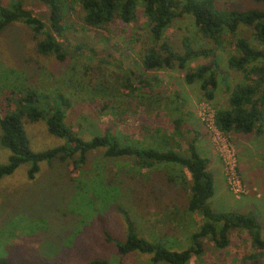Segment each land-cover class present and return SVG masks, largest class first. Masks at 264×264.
<instances>
[{"label": "trees", "instance_id": "16d2710c", "mask_svg": "<svg viewBox=\"0 0 264 264\" xmlns=\"http://www.w3.org/2000/svg\"><path fill=\"white\" fill-rule=\"evenodd\" d=\"M249 1L255 6L239 10L220 8L217 0H36L49 11L48 27L25 7L24 0H0V35L15 24H22L30 30L37 52L53 58L59 64L66 63L72 57L59 40L67 38L66 33L72 28L69 17L73 12L81 11L86 27L106 31L117 23L125 27L133 24L141 7L147 22V36L138 55L143 72L137 75V83L132 81L131 75L129 79L117 76L120 91L138 107H144L148 114L164 107L171 115H179L172 118V133H151L155 130L165 132L167 129L146 126L142 130L148 133H141L143 137H139L142 138L139 140L131 133L127 139L123 133L107 128L103 134L85 139L67 124L70 109L67 97L58 94L52 99L48 98V103L43 107H37L34 105L37 99L39 101L36 90L13 89L9 91L12 98L20 95L16 101L18 112L0 117V144L10 152L8 163L0 164V181L13 175L23 164L31 165L28 179L33 181L43 162L49 165L59 163L67 166L71 174L82 175L88 167L90 156L102 152L105 159L130 162L132 171L142 180L143 188L148 192L145 198L147 206L157 216L159 223L185 225L189 219L192 226H197L191 235V247L173 251L141 237L128 212L116 207L119 214L126 217L127 238L125 242H117L107 235V240L111 244L117 242L120 255L137 252L152 255L155 263L188 264L193 256L200 258L204 255L205 241H210L217 250H225L231 244L233 233H244L255 251L246 258L245 263L264 264V238L256 215L233 210L216 212L210 205L215 196L214 176L209 171L210 160L199 153V134L194 133L192 139H187L188 132L183 130L185 124L195 121L191 122L188 116L182 118L180 115L182 107L188 105L187 98H183L179 92L168 95L163 90H157L161 85L159 78L150 76L151 73L169 71L183 74L184 82L196 86L203 101L214 106L216 125L222 132L231 137L232 134L263 135L264 0ZM185 16L194 19L204 45L196 47L192 39L184 37L177 50L167 39L166 33L176 20ZM243 28L251 30V37L240 35ZM75 49L81 51L83 47L78 45ZM228 49V69L238 73L241 78L231 91L229 108L222 109L213 104L220 87L217 57L218 52ZM202 59L209 63L190 68L193 62ZM8 73L1 70L0 79ZM95 88L92 86L90 91L91 101H96L101 94ZM227 89L230 91L231 88ZM6 99H9L8 96ZM111 105L109 100L102 102L100 111L110 112ZM118 117L122 118L120 115ZM24 118L31 122L44 120L49 133L65 143L44 152L32 151ZM161 171L164 174L162 184H155L157 179L154 177L156 173L162 174L159 173ZM95 177L85 175L83 179H71L75 183V195L85 197L86 201V207H82L81 211L69 202L72 213L91 211V215L87 214V217H91L94 212L104 213L111 202L115 203L118 187L107 188L113 183L107 184L104 174L98 180ZM94 186H98L104 196L99 194L98 197L93 192ZM197 217L200 221L196 220ZM42 227L45 228V224ZM0 264L10 262L0 259ZM90 264L109 263L107 260L93 259Z\"/></svg>", "mask_w": 264, "mask_h": 264}, {"label": "rangeland", "instance_id": "374dc122", "mask_svg": "<svg viewBox=\"0 0 264 264\" xmlns=\"http://www.w3.org/2000/svg\"><path fill=\"white\" fill-rule=\"evenodd\" d=\"M24 3L28 10L50 26L49 11L45 6L36 0H24ZM217 5L223 9L239 10L255 6L249 0H217ZM69 22L72 28L66 33L67 40H59L72 56L64 64L38 53L30 30L22 24L11 26V29L0 35V71H9L6 77L0 79V117L18 112L16 101L20 95L12 98L9 91L18 88L32 89L36 90L35 94L39 98L34 104L37 107H43L48 103L47 99H52L55 95L67 97L70 103L67 124L85 139L112 128L116 133H123V137L127 139L131 133L134 138L141 140L133 133L134 126L140 128L154 125L169 129L172 133V118L179 115H171L167 110L164 115L142 112L141 109L145 108L138 107L132 99L125 97L117 82V76L129 79L131 75L132 81L137 83V75L143 72L138 55L147 36V22L142 8L138 10L136 21L128 27L117 23L106 31L91 29L84 25L79 9L70 15ZM198 33L194 19L185 16L174 22L166 37L179 50L184 37L192 39L196 47L204 45ZM251 34V30L241 29V36L251 37ZM78 45L83 47L81 51L75 49ZM228 58L229 49L218 52L221 89L218 93L222 95L223 89L230 87L233 90L237 85L234 82L240 83L241 78L238 73L228 69ZM169 73L171 72L158 73L164 83L170 79L167 85L163 83L160 86L165 92L175 82L180 87L179 81L167 78ZM90 82L94 83L92 86L96 87L95 90L101 92L96 101L90 99ZM189 87L192 89L191 94L186 97L188 105L184 114L180 115L182 118L188 116L192 122L195 119L193 100L200 93L199 90L194 92L196 86ZM7 96L9 99H6ZM106 100L111 101L112 105L110 112L103 113L100 110L102 102ZM202 102L204 101L198 103L197 109ZM135 107L137 114L133 115ZM23 122L32 151L44 152L65 143L49 133L44 120L31 122L24 118ZM191 125L183 126L185 132ZM193 125L199 128L198 124ZM190 129L187 131V139L194 136ZM237 135L245 139L246 145H250L249 148L245 147L244 143L231 137L238 159L239 174L248 193L236 199L227 189L220 197L217 195L216 182L215 196L210 205L216 212H253L259 219L264 238V137L255 134ZM199 153L203 158H208L205 149L199 150ZM9 158L10 152L0 144V164H7ZM40 166L41 170L33 181L28 179L30 164H23L13 175L0 181V259H5L10 264H90L93 259L107 260L109 264H168L155 263L152 255L137 252L120 255L116 243L125 242L128 230L125 215L119 214L116 207L128 212L135 223L136 232L148 241L173 251L191 247V235L197 226H192L189 219L185 221V225L159 223L145 201L148 192L143 188L142 180L135 175L127 160L105 159L102 152H96L90 156L88 167L82 175L71 174L67 166L59 163L49 165L48 162H43ZM102 174L107 184L113 183L107 188L118 187L115 191L118 194L115 203L111 202L104 213L94 212L91 217H87V214L91 215V211L84 214L72 213L69 202L77 206L79 211L86 207V201L85 197L75 195V183L71 179L95 175L98 180ZM156 175L155 184H162L164 174ZM94 191L98 197L102 194L98 186H94ZM196 220L200 221L198 217ZM43 224L45 228L42 227ZM107 235L117 242H108ZM254 252L244 233H233L227 249L217 250L207 240L204 255L200 258L193 256L188 264H246V258Z\"/></svg>", "mask_w": 264, "mask_h": 264}, {"label": "crops", "instance_id": "0c3cea01", "mask_svg": "<svg viewBox=\"0 0 264 264\" xmlns=\"http://www.w3.org/2000/svg\"><path fill=\"white\" fill-rule=\"evenodd\" d=\"M203 60V61H202ZM202 60H197L195 62H193L191 65H190V68H197L199 66H202V65H206L209 63L208 60H205V59H202ZM202 61V62H201ZM196 64V66L194 67L193 64ZM200 64V65H199ZM199 65V66H197ZM171 73L168 74V77L167 78H171V79H176L177 81L180 82V87L177 86V83H173L172 84V87L171 88H168L169 90L167 91L168 95H170L171 93H175V92H179L183 95V98L184 97H188L190 94H191V89L189 87V85H187L185 82H184V76L183 74L181 73H177L175 71H170ZM159 74H161V72H158ZM158 73H153L151 74L150 76H158ZM159 78V81L161 83L160 86L163 85V79L158 76ZM166 77H164V80H165ZM170 81V79H167V82L165 81V85H167V83ZM182 84V85H181ZM235 84H238L237 82H234V85ZM233 85V86H234ZM236 86V85H235ZM189 87V88H188ZM194 89V88H193ZM157 90H163L162 88H160L159 86L157 87ZM199 89L195 87L194 89V92L196 93ZM220 87L219 89L217 90L216 92V98L214 100V105L217 107V108H222V109H228L229 108V103H228V100H229V97H230V94H231V91L232 89H223V93L224 95L218 93L220 91ZM164 91V90H163ZM190 99V98H189ZM200 101H203L202 99V95L200 94V96H198L196 99L193 100V108H194V111H195V121L192 122V125L189 124V126L191 125V133H193V135L195 136L194 133H198L199 134V138H198V141H197V147L199 150L201 149H205L207 151V155H208V159L210 160V165H209V171L213 174L214 176V185H215V191H216V182H218V196L222 197L226 191H228L227 189V185H226V182H225V178H224V174H223V168H222V165H221V161H220V158L218 156V154L216 153V151L214 150L211 142H210V139H209V136H208V133H207V130L205 128V126L200 122V120L198 119V116H197V105ZM226 101V102H225ZM139 109V108H138ZM163 109V110H162ZM142 112H146L143 108L141 109ZM158 110L157 112H155L156 114H160V115H164V112L167 113L166 110H164V107L163 108H159V109H156ZM140 111V110H139ZM185 111V108L182 107V110H181V114H184L183 112ZM141 113V111H140ZM144 113H141L142 115ZM148 113V112H147ZM171 114V112H169ZM132 114L133 115H136V107L133 109L132 111ZM194 123L198 124L199 125V128H196L195 125H193ZM188 125V124H186ZM135 129H133V133L136 135L135 136H139V137H143V135L141 133H148V132H145L144 130H142V128L144 127H135ZM138 128V129H136ZM188 128V129H190ZM188 129L186 128V130L188 131ZM190 129V130H191ZM200 129V130H199ZM184 130V128H183ZM151 133H171L169 130H166L165 132L162 130V132H156L153 131ZM161 136H164V135H161ZM256 136V135H255ZM232 137L236 138V140L239 142H242L244 143L245 147H247L248 145H246V143L244 142L245 139H242L238 137L237 134H232ZM260 137V136H259ZM261 137H264V134L261 135ZM142 139V138H140ZM158 139V138H157ZM253 139V138H252ZM251 139V140H252ZM184 145V144H183ZM250 146V145H249ZM248 146V148H249ZM184 147V146H183ZM185 148V147H184ZM247 148V149H248ZM214 198V197H213ZM212 200V199H211ZM211 202V201H210Z\"/></svg>", "mask_w": 264, "mask_h": 264}, {"label": "built area", "instance_id": "2783aa9c", "mask_svg": "<svg viewBox=\"0 0 264 264\" xmlns=\"http://www.w3.org/2000/svg\"><path fill=\"white\" fill-rule=\"evenodd\" d=\"M215 108L204 101L199 104L197 116L205 126L210 142L222 163L223 174L227 187L236 199L247 195V186L243 183L238 169L236 151L232 145L231 136L222 132L216 125Z\"/></svg>", "mask_w": 264, "mask_h": 264}]
</instances>
